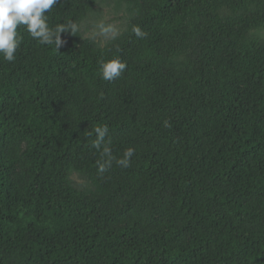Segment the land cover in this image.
Returning <instances> with one entry per match:
<instances>
[{
	"label": "trees",
	"instance_id": "trees-1",
	"mask_svg": "<svg viewBox=\"0 0 264 264\" xmlns=\"http://www.w3.org/2000/svg\"><path fill=\"white\" fill-rule=\"evenodd\" d=\"M108 1L0 0V264H264V0Z\"/></svg>",
	"mask_w": 264,
	"mask_h": 264
},
{
	"label": "rangeland",
	"instance_id": "rangeland-1",
	"mask_svg": "<svg viewBox=\"0 0 264 264\" xmlns=\"http://www.w3.org/2000/svg\"><path fill=\"white\" fill-rule=\"evenodd\" d=\"M128 12L125 7L117 11L113 0L101 5L85 18L79 25V30L85 38L93 39L99 46L104 47L110 40L120 35L127 23ZM264 39V31L261 32ZM78 188L87 187L88 183L78 175L71 177Z\"/></svg>",
	"mask_w": 264,
	"mask_h": 264
}]
</instances>
